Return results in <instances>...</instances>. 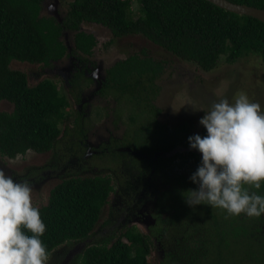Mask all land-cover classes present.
<instances>
[{
	"label": "trees",
	"instance_id": "1",
	"mask_svg": "<svg viewBox=\"0 0 264 264\" xmlns=\"http://www.w3.org/2000/svg\"><path fill=\"white\" fill-rule=\"evenodd\" d=\"M135 1L136 15L132 0H69L60 15L52 9L43 13V0H0V100L12 103L11 110H0V155L50 150L70 129L65 124L70 102L58 84L44 77L30 85L26 73L9 63L18 59L51 66L55 60L73 56L75 77L69 79V90L80 101L77 77L84 71L81 66L96 65L90 56L97 43L93 32L81 28L83 21L107 26L114 37L141 33L205 70L220 58L231 63L256 54L264 62V21L256 17L208 0ZM231 1L264 8V0ZM65 30L72 34L71 48L62 38ZM163 69L162 60L131 53L106 66L96 88L99 95L113 98L122 112L127 111L126 130L109 142V155L104 158L122 156L114 151L118 147L146 154H134L132 160L142 163L145 175L151 173L167 184L155 197L149 232L128 225L116 235L86 244L74 260L77 264H153L148 253L155 238L173 241L175 246L165 249L163 264H264V214L228 216L210 205L193 208L185 202L182 193L198 188L190 176L201 164L202 154L190 148L185 123L169 127L158 119L160 110L154 100ZM72 127L83 135L81 113ZM199 135H207L205 127ZM113 188L107 174L68 176L51 187L47 201L36 206L46 225L41 239L48 254L62 243L91 234ZM254 191L264 196V182ZM180 243L185 245L183 258Z\"/></svg>",
	"mask_w": 264,
	"mask_h": 264
},
{
	"label": "rangeland",
	"instance_id": "2",
	"mask_svg": "<svg viewBox=\"0 0 264 264\" xmlns=\"http://www.w3.org/2000/svg\"><path fill=\"white\" fill-rule=\"evenodd\" d=\"M132 1L131 8L136 15L138 3ZM68 2L69 0H43L42 12L48 14L52 9L61 15ZM80 25L82 29L93 32L97 38L90 56L96 65L91 69L81 66L84 71L77 77L80 101L74 100L69 90V79L75 77L76 59L73 56L67 55L55 60L51 66L18 59H12L9 63L11 68L26 73L30 85L44 77L58 84L60 92L70 102L65 120L70 129L50 150L38 152L27 149L13 157L0 155V168L17 182L27 180L30 183L34 206L44 204L51 187L68 176L107 174L114 186L91 234L85 239L55 247L48 254L47 264H77L74 256L86 244L116 235L128 225H135L140 232L148 233V226L153 222L150 211L155 197L167 186L151 173L145 175L142 163L132 160L134 154L141 157L147 156L146 154L130 150L124 152L122 147H118L114 151L123 154L122 156L104 158L109 155V142L120 138L127 125V111L122 112L116 100L101 96L96 90L105 67L113 61L131 53L147 54L162 60L164 69L157 81L159 91L154 100L160 110L158 119L169 127L185 123L191 136L200 133L204 127L199 123L200 118L214 101L221 98H227L231 103L235 95L244 92L251 101L258 102L264 112V62L259 55L250 54L231 63L220 58L214 67L205 70L152 42L141 33L114 37L110 29L101 23L83 21ZM62 38L68 48H71V32L65 30ZM87 76L91 79H87ZM192 105L202 109L193 110ZM11 108L10 101L0 100V110L9 111ZM78 113H81L82 118V136L72 130L73 119ZM59 125L63 129L64 123L60 122ZM184 246L180 243L179 254L182 258ZM173 247L175 248L173 241L166 243L154 238L148 259L153 264H163L165 249Z\"/></svg>",
	"mask_w": 264,
	"mask_h": 264
},
{
	"label": "clouds",
	"instance_id": "3",
	"mask_svg": "<svg viewBox=\"0 0 264 264\" xmlns=\"http://www.w3.org/2000/svg\"><path fill=\"white\" fill-rule=\"evenodd\" d=\"M199 123L207 135L188 137L190 148L202 154L190 176L198 188L182 193L185 202L193 208L210 205L228 216L260 217L264 196L254 190L264 182L261 105L240 92L231 103L227 98L214 101ZM45 231L39 208L32 203L30 183L17 182L0 168V264H47L49 255L41 239Z\"/></svg>",
	"mask_w": 264,
	"mask_h": 264
},
{
	"label": "water",
	"instance_id": "4",
	"mask_svg": "<svg viewBox=\"0 0 264 264\" xmlns=\"http://www.w3.org/2000/svg\"><path fill=\"white\" fill-rule=\"evenodd\" d=\"M219 7L227 9L232 12L247 14L264 21V8L249 5L246 3H237L231 0H208ZM175 150V149H174Z\"/></svg>",
	"mask_w": 264,
	"mask_h": 264
}]
</instances>
